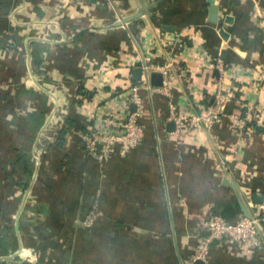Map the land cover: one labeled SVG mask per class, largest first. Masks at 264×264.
Masks as SVG:
<instances>
[{
    "label": "crops",
    "instance_id": "crops-1",
    "mask_svg": "<svg viewBox=\"0 0 264 264\" xmlns=\"http://www.w3.org/2000/svg\"><path fill=\"white\" fill-rule=\"evenodd\" d=\"M145 59L158 88L139 106ZM220 93L222 121L180 130L173 107L197 114ZM128 106L143 139L92 156L83 136ZM209 212L260 213L264 238V0H0V264H110L106 247L131 240L176 246L180 263ZM223 245L206 264H264V249Z\"/></svg>",
    "mask_w": 264,
    "mask_h": 264
},
{
    "label": "built area",
    "instance_id": "built-area-1",
    "mask_svg": "<svg viewBox=\"0 0 264 264\" xmlns=\"http://www.w3.org/2000/svg\"><path fill=\"white\" fill-rule=\"evenodd\" d=\"M153 66L145 59L143 63V76L141 80L132 86L131 101L141 106L142 97L139 94L141 88L149 91H156L158 87L151 85V71ZM43 86V85H41ZM55 98V93L50 91ZM231 98V94L220 93L217 104L213 106L199 105L197 114H178L176 107L172 108V118L177 123L182 132H190L197 129H211L216 123L225 118L223 113L226 102ZM139 106L135 110L131 107L126 108L125 117L118 119L117 109L113 107L107 110L102 116L103 126L97 125L96 129L83 136L89 153L100 160L107 159L111 152L117 147L121 154H127L133 147L138 145L144 137V128L141 124V118L144 110ZM55 110L53 111V113ZM125 118V119H124ZM99 127V128H98ZM101 127V128H100ZM121 127V128H120ZM102 144L101 149H99ZM39 177V163L36 172L31 181L27 182L23 192V206L29 204L31 197L34 195L35 187ZM28 184V185H27ZM91 212V211H90ZM89 214L84 224H91L95 219V210ZM260 213L242 217L237 222H231L225 216L212 214L206 223L208 233L207 237L211 244L221 242L222 244L232 245V243H245L254 248L264 249V238L262 231V217ZM210 245V244H209ZM209 252V250H208Z\"/></svg>",
    "mask_w": 264,
    "mask_h": 264
},
{
    "label": "rangeland",
    "instance_id": "rangeland-1",
    "mask_svg": "<svg viewBox=\"0 0 264 264\" xmlns=\"http://www.w3.org/2000/svg\"><path fill=\"white\" fill-rule=\"evenodd\" d=\"M29 182V181H28ZM28 185V184H27ZM25 185H21L20 188L25 189ZM23 200V192H22V198L21 202ZM32 197L29 201L31 202ZM29 205V204H27ZM26 205V206H27ZM93 214L92 210L88 213ZM87 215V216H88ZM209 215H211V212H209ZM86 216V217H87ZM86 217L84 218L83 222L85 221ZM96 217V212H95ZM95 219L91 224H84L86 228H89L94 225ZM209 222L208 219H206V223ZM207 227V226H206ZM203 229L197 231L195 234L196 237V243L193 246L191 250H189L187 253H185L180 259V263L178 258L171 257L169 258V254L174 252L175 247L173 245H169L167 247V244L164 243H145L141 244L140 242L132 243V240L130 241L131 244L127 243L125 245H117L116 248L112 247H106V250L109 252H112L113 254H117L118 256H114V261L109 262L110 264H194L197 259H202L204 261H207L209 263V248L212 246L210 241L208 240L209 237H207L208 229L206 233H202ZM128 235H132V229L129 231ZM210 244V245H209ZM230 245H223V248L229 249ZM174 249V250H173ZM108 254V253H107ZM124 255L125 259H122V256ZM128 262H127V260Z\"/></svg>",
    "mask_w": 264,
    "mask_h": 264
},
{
    "label": "water",
    "instance_id": "water-1",
    "mask_svg": "<svg viewBox=\"0 0 264 264\" xmlns=\"http://www.w3.org/2000/svg\"><path fill=\"white\" fill-rule=\"evenodd\" d=\"M140 15H141V12H137L131 16L125 17L123 20L119 21V24H123L124 22H128L133 19L139 18ZM211 16H212V20H216V17H217V6L216 5H213L211 7ZM138 73H140V69L138 70ZM152 83L156 86H162L163 85V74L160 72H153L152 73ZM194 264H206V261L202 259H197Z\"/></svg>",
    "mask_w": 264,
    "mask_h": 264
}]
</instances>
